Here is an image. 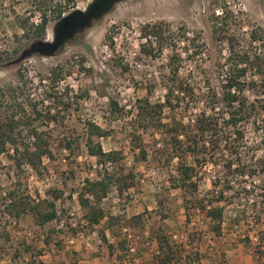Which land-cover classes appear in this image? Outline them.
Segmentation results:
<instances>
[{
    "label": "rangeland",
    "instance_id": "obj_1",
    "mask_svg": "<svg viewBox=\"0 0 264 264\" xmlns=\"http://www.w3.org/2000/svg\"><path fill=\"white\" fill-rule=\"evenodd\" d=\"M89 1L0 0V90L14 87L17 99L26 106L25 111L34 108L38 111L40 117L33 125L46 133L54 155L43 157L39 169L34 170L29 164L16 168L9 157L10 147L0 154V264H110L117 260L118 248L114 246L109 252L98 232L107 223L106 218L98 226H89L78 203L77 192L84 180L98 178V171L105 167L87 153L84 143L88 122L107 132L106 136L94 138L105 151L122 153L116 165L107 163L106 168L122 170L127 175L126 181H132V186L122 193L111 185L101 200L106 217L113 215L119 219L114 220L112 228H105L107 243L116 245L118 240L126 239L127 248L134 247L133 252L127 249L123 253L124 264H139L148 254L156 252V241L150 235L158 222L154 211L159 209L156 200L159 193L171 204L172 216L164 223L172 239L184 241L186 229L201 232L200 249L205 255L202 264L263 263V259L256 261L253 254L259 236L264 247V215L261 224L253 222L254 214H258L246 200V194L250 195V201L262 199L256 195L263 194L257 173L253 177L234 175L232 178L242 184H254V191L251 190L254 194L241 191L239 199L226 206L221 236L216 237L209 231L204 212L198 210L190 212V223L183 229L182 194L170 186L169 180V175L175 174L176 159H169L170 148L165 146L157 129L140 130L136 106L146 96L151 103L163 100L162 83L169 75L166 64L171 54L166 46L155 59L142 55L139 43L145 39L140 37V25L159 20L170 22L172 29L184 25L187 32L180 41L199 33L203 43L200 54L187 56L192 46H187L188 52L182 48L183 44L177 46L182 56L179 74L195 87L198 97L182 101L187 112L166 107L161 114V121L167 122L172 118L179 120L182 113L186 122L204 109L207 91L220 89L224 78L222 67L233 61L229 58L228 37L234 36L235 48L247 55L259 50L258 43L250 41L249 33L255 25L264 28V0H125L62 46L54 56L32 54L16 64L11 63L35 40L30 38L29 28L42 11L49 17L45 39L51 40L55 20L50 5L60 4L67 13L74 8H85ZM222 10L228 11L230 17L226 23L218 19L219 25L223 22L218 38L212 32V20L214 15L222 16ZM24 17H29L25 23L27 30L22 27ZM106 33L110 37L106 38ZM69 64L74 65L73 71L65 74ZM57 65L62 66L61 80L52 78L51 69ZM243 79L244 95L248 102L254 103V118L251 116L244 126L246 153L264 159V88L260 86L261 77L253 71H248ZM250 81L256 86L247 84ZM150 83L154 84V90L148 95L146 86ZM9 102L15 104L12 100ZM4 109L5 103L0 105V115L5 113ZM133 132L141 134L145 158L140 157L138 149H132ZM67 141L72 142L69 148ZM196 169L194 178L202 194L211 189V179L221 174V168L207 162ZM13 190L34 201L51 199L52 190L62 191V196L54 200L61 220L38 225L28 213L15 217V205L6 209L7 193ZM144 210L152 214L147 218L143 234H134L128 226L125 228L130 215ZM245 237L249 239L246 244L242 241ZM139 247L140 255L133 257Z\"/></svg>",
    "mask_w": 264,
    "mask_h": 264
},
{
    "label": "trees",
    "instance_id": "obj_2",
    "mask_svg": "<svg viewBox=\"0 0 264 264\" xmlns=\"http://www.w3.org/2000/svg\"><path fill=\"white\" fill-rule=\"evenodd\" d=\"M68 2L70 0H67ZM53 20H57L66 11L60 4H51ZM222 16L214 15L212 20V32L216 37H220V31L223 22L226 23L230 17L228 11L222 10ZM223 20L220 25L218 19ZM29 17H24L22 27L27 30L25 23ZM49 21L47 13L42 11L39 14L37 23L30 25L32 35L30 38L45 39L46 27ZM26 28V29H25ZM187 32L186 26H180L176 29L171 28V23L165 20L154 22H145L140 25V37L144 41L139 43V51L147 59H155L164 47L168 46L171 54L168 56L169 75L165 77L162 86L165 89L163 100L151 103L148 97L138 100L136 106V121L140 130L145 131L149 127L157 129L165 146L170 148L169 159H176L175 174L169 175L170 186L177 188L182 194V205L184 210L185 221L183 229L190 223V212L198 210L204 212L208 222L209 231L216 237L221 236L224 210L228 204L234 202V199H239L238 193H252L254 184H242L235 182L232 178L234 175L253 177L257 173L260 181L262 199H249V194H246V200L251 203L254 209V221L256 224L262 223L264 215V159L251 157L246 153L247 140L244 126L251 116L254 103L248 102L244 95L245 82L243 77L248 71H253L261 77L260 86L264 88V28L255 25L250 33L249 39L252 42H257L259 50L252 55L240 52L235 48L234 36L227 38L229 58L232 63L222 67L223 79L219 84V90L211 88L206 92L204 97L207 99L206 105L202 111L195 113L186 122L183 121V114L186 111V103L181 105L182 101L188 97L194 99L198 97L195 87L184 77L179 74L182 56L178 51L177 46L183 44L182 48L188 52L189 45L192 47L187 53V56L194 57L203 52V43L199 39V33L195 32L192 37L185 41H180L181 37ZM29 34V33H28ZM76 35L72 40H75ZM105 37H110L106 33ZM60 47L58 51L61 49ZM57 51V52H58ZM74 65L69 64L65 69V74H70L73 71ZM62 66L57 65L51 69L52 78L54 80L62 79ZM250 86H256L253 81L248 82ZM0 90V105L5 103V113L0 115V154L6 152L10 147L12 153L10 159L16 168H20L23 164H29L34 170H38L42 163L43 157L48 156L53 158L48 136L44 131L38 130L33 122L40 117L36 109L25 111L26 106L22 101H19L14 87ZM154 90V84L150 83L146 86L147 94H151ZM21 94V92L19 93ZM18 94V95H19ZM12 100L15 104L12 105ZM12 105V106H11ZM10 109L8 110V108ZM175 110L180 108L181 117L179 120L172 118L171 121L162 122V112L164 108ZM87 124V132L85 146L87 153L95 156L97 163L103 165L102 171H98L99 177L95 179L86 178L77 192L78 203L84 210L83 217L89 226H98L101 221L106 218V224L101 227L98 232L109 252L114 246L118 248L120 253L117 255V260L111 264H124L122 257L127 251L126 239H120L116 245L107 243L104 235L106 227H111L118 218L110 215L106 217L105 210L101 206V200L106 197L109 187L115 185L116 190L122 193L123 189L132 186V181H126L127 175L123 171H117L111 167L107 169V163L116 165L122 159L120 150L105 151L99 141L94 138H99L107 135V132L98 125L93 123ZM132 149L140 151V157L145 158V149L141 140V134L134 133L132 135ZM71 141L66 142V146L71 147ZM254 161V164L249 163ZM210 162L212 166L217 164L221 168V174L216 175L211 179V189L202 193L198 190V184L195 180L196 167ZM252 166H255L254 168ZM249 168V170H246ZM129 175V174H128ZM132 177V175L130 176ZM246 182V181H245ZM252 190V191H251ZM51 199L44 198L37 201L29 199L22 193L9 191L6 204V209L15 205V217H20L23 213H28L32 216L34 222L38 225H43L47 222L61 220L62 215L58 214L55 206V199L62 196V191L52 190ZM254 194V193H252ZM70 197V194L68 195ZM158 210V222L155 227H152L150 239L156 241V252L148 254L139 264H201L204 260V253L200 249L202 242L201 232L190 231L186 229V239L184 241H176L171 235L166 233V225L164 220L172 215L170 205L167 204V197L162 193L156 196ZM9 209V208H8ZM152 212L148 210L132 214L127 218L125 228H128L132 233L136 232L143 234L147 218L151 217ZM57 229L58 227L55 226ZM60 230V229H57ZM259 241L254 246V252L258 257L264 258V247ZM244 243H248L249 239H242ZM47 242V240L45 241ZM147 249V247H145ZM143 249V250H145ZM40 254V251H36ZM140 247L133 255H140ZM34 253V251H33ZM35 253V254H37ZM131 257V260L133 259Z\"/></svg>",
    "mask_w": 264,
    "mask_h": 264
},
{
    "label": "water",
    "instance_id": "obj_3",
    "mask_svg": "<svg viewBox=\"0 0 264 264\" xmlns=\"http://www.w3.org/2000/svg\"><path fill=\"white\" fill-rule=\"evenodd\" d=\"M123 1L125 0H90L86 3L85 8H74L62 14L52 25L51 40L35 39L31 41L11 63L16 64L32 54L43 57L54 56L60 47L91 27L95 21L101 19L116 4Z\"/></svg>",
    "mask_w": 264,
    "mask_h": 264
},
{
    "label": "crops",
    "instance_id": "obj_4",
    "mask_svg": "<svg viewBox=\"0 0 264 264\" xmlns=\"http://www.w3.org/2000/svg\"><path fill=\"white\" fill-rule=\"evenodd\" d=\"M109 242V241H108ZM253 257H254V259L257 261H261L262 259H263V263H261V264H264V258H261V257H258L257 256V254L254 252V254H253ZM116 261V260H115ZM115 261H111L110 262V264L112 263V262H115ZM203 262V261H202ZM202 262H201V264H202ZM124 263V262H123Z\"/></svg>",
    "mask_w": 264,
    "mask_h": 264
},
{
    "label": "built area",
    "instance_id": "obj_5",
    "mask_svg": "<svg viewBox=\"0 0 264 264\" xmlns=\"http://www.w3.org/2000/svg\"><path fill=\"white\" fill-rule=\"evenodd\" d=\"M63 14H65V12H64ZM38 20H39V17L36 18V19L34 20V23H37ZM128 250H129L130 252H133V251H134V247L131 245V246H129Z\"/></svg>",
    "mask_w": 264,
    "mask_h": 264
}]
</instances>
